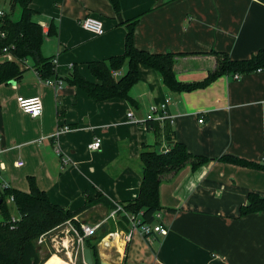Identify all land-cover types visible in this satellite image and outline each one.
I'll return each instance as SVG.
<instances>
[{"label":"crops","instance_id":"obj_1","mask_svg":"<svg viewBox=\"0 0 264 264\" xmlns=\"http://www.w3.org/2000/svg\"><path fill=\"white\" fill-rule=\"evenodd\" d=\"M120 4L122 22L109 0H33L34 20L45 33L42 55L54 59L56 74L44 79L29 67L21 81L0 85V193L5 184L29 192L33 178L53 204L72 212L85 206L87 194L102 195L109 204L93 205L73 223L80 228L107 220L94 235L96 240L104 236L91 241L96 250L93 255L90 249L93 261L101 264H264V213L240 215L250 193L264 197V170L219 161L231 155L264 166V71L239 79L223 76L204 89L179 93L167 88L156 71L141 66L139 83L130 92L134 105L123 99L96 102L66 80L77 70L96 83L88 64L123 54L124 22L139 18L138 49L184 54L174 66L178 80L203 81L217 64L215 56L205 53L244 60L264 49V0H120ZM0 10L6 13L1 6ZM87 18L102 22L105 34L83 29ZM51 24L56 28L53 36L48 35ZM18 97L41 98L43 114L38 118L25 114ZM167 100L171 120L160 123L159 131L128 119L132 112L143 122L151 107ZM65 126L71 130L61 132ZM170 136L193 155L211 161L197 170L187 165L163 177L162 216L156 222L169 229L167 236L154 235L149 243L135 232L125 243L128 224L120 215L109 219L114 203L138 198L143 146L163 151ZM97 139L101 147L91 150ZM64 231L55 234L70 248L77 247V263L86 264L88 244L79 245L73 232ZM39 248L42 264H70L61 247Z\"/></svg>","mask_w":264,"mask_h":264},{"label":"trees","instance_id":"obj_2","mask_svg":"<svg viewBox=\"0 0 264 264\" xmlns=\"http://www.w3.org/2000/svg\"><path fill=\"white\" fill-rule=\"evenodd\" d=\"M11 14L5 13L0 17V54L7 48L14 60H0V85L22 80L24 72L21 65L33 67L44 78L48 79L56 74L54 59L42 55L45 40L43 27L34 20L37 12L31 8L33 0H9ZM116 15L121 16L120 0H109ZM16 7L21 8L19 20L13 19ZM139 18L125 21L127 28L125 49L123 54L113 56L107 60L94 61L88 64L96 83L85 79L77 70L66 78L71 85L85 91L96 102L113 99H123L135 104L130 92L139 83L140 67L145 66L156 71L165 86L173 92H192L204 89L223 76H244L264 71V49L249 59L233 60L228 54L211 51L215 56L216 67L200 82L185 83L178 80L174 70L176 59L184 54H154L138 49L135 45V29ZM56 34L53 24L48 35ZM32 61V65L28 63ZM125 70L124 73H122ZM114 72L122 73L114 76ZM160 123L149 121L146 128L159 131ZM171 143L166 151H159L153 146H143L140 159L143 165V176L139 196L136 200L123 204L126 212L143 213V223L155 222V214L162 211L159 199V187L163 177L173 175L183 167L190 165L193 170L207 165L211 160L204 156L190 153L187 146L174 137H169ZM224 163L237 166L264 170L263 165L256 164L231 155L219 159ZM30 191L23 192L13 188L3 189L0 193V264H42L40 248L36 241L43 234L71 221L77 224L75 217L96 204H109L106 198L97 194L96 197L87 194L85 206L76 212L66 210L51 202L46 192L42 191L36 181L29 179ZM14 201L9 203V198ZM14 206L20 218L14 220L10 206ZM264 213V197L250 193L248 204L240 209L241 216ZM124 223L127 220L123 217ZM104 235H102L103 237ZM93 237V236H92ZM86 240L89 249L96 254L92 239ZM102 237H99V241ZM94 264H101L95 260Z\"/></svg>","mask_w":264,"mask_h":264},{"label":"built area","instance_id":"obj_3","mask_svg":"<svg viewBox=\"0 0 264 264\" xmlns=\"http://www.w3.org/2000/svg\"><path fill=\"white\" fill-rule=\"evenodd\" d=\"M4 15V11L0 10V17ZM82 27L85 29L87 32L96 35V36H102L105 34V29L103 27L102 22H100L97 19L94 18H87L82 22ZM0 60H14V57L11 55L10 51L5 48L3 50V53L0 54ZM55 63V62H54ZM23 69H28V65H21ZM114 76L119 77L121 74L119 72H114ZM235 79H239L240 76L236 75L234 76ZM18 105L20 109L25 113L30 115L33 118H38L43 114L44 106L41 98L35 97V98H25V97H18L17 98ZM170 103V100H167L166 103L162 104L159 107H151L149 114L146 118L145 121L143 122H138L134 118V114L131 112L128 114V119L131 120L133 123H140L144 124L146 126L147 122L149 121H154L158 123H162L168 120H171V117L167 114V108ZM203 119L199 120L200 123H203ZM71 130L68 126H65L61 132H67ZM101 147V139H97L93 144L89 146L91 150H98ZM166 151V148L163 150V152ZM65 163H67V160H64ZM22 163H19L18 166H22ZM0 168H3V165L0 163ZM4 190L10 188L8 185H4L2 187ZM14 201L13 197L9 198V203H12ZM122 216L125 217L127 220V224L129 227L128 232L124 236L125 243H129L132 240L133 234L135 232H140L147 242L152 243L153 241V236L154 235H162V236H167L169 233V229L165 227L162 223L156 222V220H161V212H158L155 214V222L152 224L148 223H143L142 216L143 213L140 212L139 214H133L126 212L124 209V205L120 203H114V208L109 216V219H117L118 217ZM14 220L16 218L14 217ZM107 221V220H105ZM99 222L95 225H81L80 228H77L74 226V224L71 221H67L64 224L60 225L59 227L55 228L51 232H48L46 234H43L39 237L38 239V245L44 246V245H51L52 248L55 251H65L66 256L70 262V264H78V258H79V253L80 250H78L77 247L73 246V249L70 248V246H67L66 244L62 243L63 239L60 238L59 234L55 233H62L65 234L66 232L64 230L68 229L71 232H73L76 235V239L78 241L79 245H83L86 243V240L89 239L90 237L94 236L98 231H100L103 227V224L105 223ZM66 226L64 230L61 232L59 228ZM58 230V232H53L55 230ZM60 238V239H59ZM67 240V239H66ZM61 247V249H60Z\"/></svg>","mask_w":264,"mask_h":264},{"label":"rangeland","instance_id":"obj_4","mask_svg":"<svg viewBox=\"0 0 264 264\" xmlns=\"http://www.w3.org/2000/svg\"><path fill=\"white\" fill-rule=\"evenodd\" d=\"M9 2H10L9 0H0V6L5 9L6 13L11 14V9H10V3ZM20 17H21V8L20 7H16V9L14 11V14H13V19L19 20ZM10 212H11V215L13 217H15L16 219L20 218V215H19L17 209L14 206H12V205L10 206ZM36 245L39 246L38 245V240L36 241ZM45 251H47V249ZM43 255L46 256L47 253H45Z\"/></svg>","mask_w":264,"mask_h":264},{"label":"water","instance_id":"obj_5","mask_svg":"<svg viewBox=\"0 0 264 264\" xmlns=\"http://www.w3.org/2000/svg\"><path fill=\"white\" fill-rule=\"evenodd\" d=\"M118 19H119L120 22H122V17L121 16H119ZM11 83H15V82H11ZM92 239H95V236H93ZM84 256H85V263L86 264H94L92 253H91V250L89 248L85 249ZM102 264H108V263L104 262Z\"/></svg>","mask_w":264,"mask_h":264},{"label":"bare ground","instance_id":"obj_6","mask_svg":"<svg viewBox=\"0 0 264 264\" xmlns=\"http://www.w3.org/2000/svg\"><path fill=\"white\" fill-rule=\"evenodd\" d=\"M58 264H61L59 261L57 262ZM49 264H52V262H50Z\"/></svg>","mask_w":264,"mask_h":264}]
</instances>
